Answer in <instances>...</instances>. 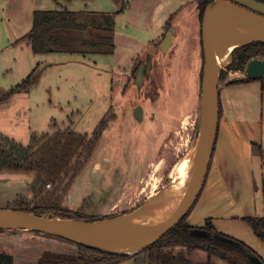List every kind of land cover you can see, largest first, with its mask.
Returning <instances> with one entry per match:
<instances>
[{
    "label": "rangeland",
    "instance_id": "obj_1",
    "mask_svg": "<svg viewBox=\"0 0 264 264\" xmlns=\"http://www.w3.org/2000/svg\"><path fill=\"white\" fill-rule=\"evenodd\" d=\"M199 1L34 0L30 5L13 4L20 15L10 21L4 20L3 34L7 36H10L7 24L13 25L18 32L32 28L29 12L33 9L116 12V50L113 54H34L25 42H21L16 50L0 51V89L17 88L10 98L0 101V134L28 146L34 134L73 131L89 138L103 121H107L91 154L65 192L62 206L102 218L137 212L172 183L170 174L175 166L186 157L195 160L202 125L201 42L195 37L194 41L187 42L189 35L184 31L183 38L176 41L166 56H155L157 77L153 82L150 80L152 86L148 83L138 91L131 77L163 39L167 29L163 31L159 27L156 32L154 28L164 22V12L182 4V10L173 15L171 23L176 26L187 22L196 30L199 26L196 4ZM7 36L0 37V48L8 44L10 38ZM155 36L154 41L142 47ZM134 51L137 54L133 59ZM27 53L31 57L29 68L25 62ZM232 59L228 64L220 65L221 119L235 116L248 120V117L257 115L264 129L262 79L227 84L247 77L246 67L243 70L230 68ZM133 92L136 95H132ZM137 105L144 109L142 121L132 113V108ZM259 137L264 150V131ZM238 155L248 165L252 161L255 181L249 182L256 191L258 216H263L261 177L264 175V151L255 148L253 154H248L239 147ZM35 176V171L24 167L0 170V208L33 205L37 196L30 186ZM48 184L51 183L46 184L45 191L54 188ZM208 201L214 204L217 199L210 197ZM231 201L236 204L234 198ZM197 202L188 216L196 213L198 218L205 214V207H200ZM235 208L238 210V205ZM0 248L13 254L14 264H34L35 254L44 249L74 252L77 246L55 235L47 237L28 230L4 229L0 232ZM190 256L196 261H205L207 252L193 250ZM121 264L143 262L139 257Z\"/></svg>",
    "mask_w": 264,
    "mask_h": 264
},
{
    "label": "trees",
    "instance_id": "obj_2",
    "mask_svg": "<svg viewBox=\"0 0 264 264\" xmlns=\"http://www.w3.org/2000/svg\"><path fill=\"white\" fill-rule=\"evenodd\" d=\"M209 1L200 0L198 3L200 26ZM114 26V16L106 13L36 10L27 38L34 54L50 52L111 54L115 47ZM170 27L172 26L168 22L166 29ZM201 55L204 58L202 50ZM232 57L230 68L243 70L252 59H264V41L240 46L234 49ZM250 80L246 77L229 83ZM262 80L264 88V78ZM12 93L13 91H10L0 96V100L9 98ZM106 124L107 121H103L89 138L73 131L34 134L28 146L0 134V170H18L24 167L36 172L30 188L37 199L33 205L15 209L78 220L103 219L74 211L62 206L61 203L65 192L74 182L79 169L85 164L92 148L101 137ZM258 150L263 152L261 147H258ZM47 183H51L54 188L45 191ZM262 192L264 198V178ZM188 215L189 213L157 242L132 255L111 253L66 239L77 246L74 252L44 249L34 264H121L128 260H138L139 257L142 258L143 264H211L212 256H218L230 264H253L248 253L254 251L242 240L218 231L211 219H206L203 226H193L187 220ZM244 221L264 242V215L244 217ZM2 231L4 230L1 229L0 232ZM200 233H206L209 237H202ZM193 250L206 251L207 259L194 260L190 256ZM0 264H14L13 254L4 248H0Z\"/></svg>",
    "mask_w": 264,
    "mask_h": 264
},
{
    "label": "water",
    "instance_id": "obj_3",
    "mask_svg": "<svg viewBox=\"0 0 264 264\" xmlns=\"http://www.w3.org/2000/svg\"><path fill=\"white\" fill-rule=\"evenodd\" d=\"M233 13H239L264 27V2L262 1L210 0L207 4L201 26L204 55L201 84L202 125L198 152L194 160L193 180L183 201L166 223L156 228L138 231L121 223L123 217L134 215L138 211L117 218L88 221L52 217L47 213L40 214L19 209L0 208V222L6 223V227H0V230L37 231L43 234L62 237L103 251L121 255H132L154 244L177 225L196 203L205 184L213 158L220 121V65H226L222 62L225 48L230 42L237 39H245L249 36L247 34L229 37L220 33L223 20ZM178 36L179 27H170L163 39L156 45L153 53L150 52L147 58L142 61L134 79V83H136L139 89L144 83L145 70L147 69V72H150L155 56L159 53L166 56L174 47ZM255 41H264V39H253L240 46ZM232 52L230 58L232 57ZM246 74L247 78L251 80L264 78V59H252L246 66ZM240 79H234L233 81ZM143 113V107L140 105L135 110V117L139 121H142ZM200 236L207 237L203 233H200ZM102 245L120 247L126 250H108L102 248ZM248 256L253 264H264L253 253L249 252Z\"/></svg>",
    "mask_w": 264,
    "mask_h": 264
},
{
    "label": "crops",
    "instance_id": "obj_4",
    "mask_svg": "<svg viewBox=\"0 0 264 264\" xmlns=\"http://www.w3.org/2000/svg\"><path fill=\"white\" fill-rule=\"evenodd\" d=\"M26 4L30 5L34 3V0H0V37L7 36L8 34H3V23L4 20L10 21L11 19L19 18L20 14L16 13L14 10L13 4ZM182 4L175 5L168 10V12H164L163 20L164 22L158 24L154 28L157 32L159 27L164 31L166 29V25L169 22L171 26H175L171 23V20L174 19L173 15L179 13L182 10ZM198 15H199V7L198 3L196 4ZM5 9H8L9 12ZM37 10V9H36ZM35 9L30 10L29 17L32 15V23H33V14L36 11ZM39 10V9H38ZM72 12L82 13L83 10H72ZM106 14L113 15L115 18V13L113 12H104ZM197 15V16H198ZM28 17V18H29ZM199 20V16H198ZM116 21V20H115ZM9 27L10 39H8V44L2 48L0 51H5L7 49L16 50V48L21 45V42H25L27 46H30L29 39L27 38V32H18L15 31L13 25L7 24ZM116 26V25H115ZM114 26V41H116V28ZM179 27V36L178 40L183 38L184 31L188 32L187 42L194 41V37L197 41L200 42V21L199 26L196 30H194L191 25L179 24L176 25ZM200 28V30H199ZM157 29V30H156ZM196 31V34H194ZM157 35V34H156ZM157 37L150 38L148 43H143L142 47L147 46L150 42L154 41ZM23 40V41H22ZM116 48L114 47L113 53H115ZM32 51V49H31ZM137 51V50H135ZM134 51L132 54V58L134 59L137 54ZM33 52V51H32ZM111 53V54H113ZM26 66L29 68L31 64V57L27 53L26 55ZM131 58V59H132ZM130 59V60H131ZM134 65V62H133ZM131 64L130 67L133 66ZM263 79V78H262ZM262 89H263V100H264V88H263V80ZM243 83V82H242ZM231 84V83H227ZM17 88L12 86V89L7 91H2L0 89V95H4L9 93L10 91H14ZM10 98V97H9ZM8 99V98H7ZM2 101V100H0ZM264 107V103H263ZM221 108V105H220ZM230 115V114H229ZM264 115V113H263ZM221 119V115H220ZM219 121L218 133L216 138L215 150L216 156L213 158L209 166L208 174L206 177L205 184L202 188V191L198 197V205L200 207H205V214L203 216H199L197 218L196 213H192L188 216V222L193 226H203L206 222V219H211L213 225L218 231H221L225 234L231 235L239 240H242L246 245H248L254 252L253 255L258 259L264 262V242L256 236V234L252 231L250 226L244 221V217L250 216H258L259 209L257 207L256 200V191L251 187V183L255 181V171L252 166V161L250 165L246 163L243 158H239L238 150L239 147L245 149L248 154H253V150L257 147H261L259 142L260 137L259 134L262 135L264 129L262 128L261 121H259L258 116H250L248 120H243L239 117L235 116H226ZM262 148V147H261ZM264 151V150H263ZM215 167V169H213ZM264 178L262 174L261 180ZM252 182H249V181ZM262 185V184H261ZM211 192V194H210ZM236 201L230 200V197ZM212 197L217 199L214 201L215 203L210 204L209 198ZM208 202V203H207ZM219 202V203H217ZM207 203V204H206ZM195 205V204H194ZM197 205V206H198ZM238 205V210H235V206ZM198 208V207H197ZM27 254L28 251L25 250ZM36 258L39 256L40 252H37ZM130 262V260L126 261ZM125 263V262H124ZM211 264H230L228 261L218 257L212 256Z\"/></svg>",
    "mask_w": 264,
    "mask_h": 264
},
{
    "label": "bare ground",
    "instance_id": "obj_5",
    "mask_svg": "<svg viewBox=\"0 0 264 264\" xmlns=\"http://www.w3.org/2000/svg\"><path fill=\"white\" fill-rule=\"evenodd\" d=\"M220 33L229 37L249 35L245 39L232 41L226 46L222 56V62L225 64H228L230 53L236 47L253 39H264V27L239 13H233L223 20ZM193 169L194 161L191 156L184 158L180 164L174 167L170 174V177L173 178L172 183L166 189L158 192L157 195L137 213L123 217L121 223L138 231L156 228L166 223L186 196L193 180ZM4 225H6L5 222H0V227ZM101 247L113 251L126 250L120 247L107 245H102Z\"/></svg>",
    "mask_w": 264,
    "mask_h": 264
},
{
    "label": "flooded vegetation",
    "instance_id": "obj_6",
    "mask_svg": "<svg viewBox=\"0 0 264 264\" xmlns=\"http://www.w3.org/2000/svg\"><path fill=\"white\" fill-rule=\"evenodd\" d=\"M168 30H169V29H167L166 32H167ZM165 35H166V33L164 34V36H165ZM200 38H201V37H200ZM200 41L202 42V39H200ZM202 51H203V49H202ZM158 56H161V58L164 57V56H162L161 53H159ZM203 60H204V58H203ZM141 63H142V62H141ZM141 63L139 64V66L141 65ZM155 64H156V62L154 61L153 64H152V67H151V70H150L149 73L147 72V69L145 70L144 83H143V85H142V87H141L140 89H142L143 87H147V84H148V83H149L148 85H150V86L153 85L152 83L150 84V82H151L150 80L152 79V82H153V79H155V78L157 77V75H156V71L154 70V68H155ZM203 64H204V63H203ZM139 66H138L137 69L132 73V77H131V79L133 80V85H134L135 88L138 89V91H140V90H139L138 86L136 85V83H134V79H135V74H136L137 70L139 69ZM132 67H133V66H132ZM131 94H132V95H136L135 92H133V93H131ZM138 106H140V105H137L136 107L132 108V113H133L134 116H135V110H136V108H137ZM143 110H144V109H143Z\"/></svg>",
    "mask_w": 264,
    "mask_h": 264
},
{
    "label": "built area",
    "instance_id": "obj_7",
    "mask_svg": "<svg viewBox=\"0 0 264 264\" xmlns=\"http://www.w3.org/2000/svg\"><path fill=\"white\" fill-rule=\"evenodd\" d=\"M51 186V184H48V187H50Z\"/></svg>",
    "mask_w": 264,
    "mask_h": 264
}]
</instances>
